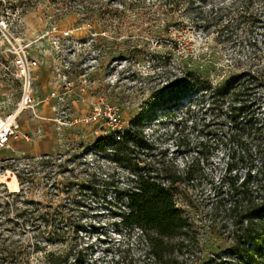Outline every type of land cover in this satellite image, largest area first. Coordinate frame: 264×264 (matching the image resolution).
Returning a JSON list of instances; mask_svg holds the SVG:
<instances>
[{"label":"rangeland","instance_id":"obj_1","mask_svg":"<svg viewBox=\"0 0 264 264\" xmlns=\"http://www.w3.org/2000/svg\"><path fill=\"white\" fill-rule=\"evenodd\" d=\"M242 1L207 0L195 13L186 3L164 15L159 0H0L11 43L29 47L42 76L34 78L40 118L19 119L41 134L0 151V264H45L53 252L72 264H125L143 249L139 230L122 221L130 187L192 160L197 188L182 200L194 205L182 207L199 241L192 264L213 255L238 264L231 225L203 207L204 177L223 176L225 151L203 162L196 135L178 123L190 104V120L198 101L209 106L192 76L226 84L264 55V0L244 11ZM10 47L0 32V115L20 98L6 71ZM52 92L64 102L48 99Z\"/></svg>","mask_w":264,"mask_h":264},{"label":"trees","instance_id":"obj_2","mask_svg":"<svg viewBox=\"0 0 264 264\" xmlns=\"http://www.w3.org/2000/svg\"><path fill=\"white\" fill-rule=\"evenodd\" d=\"M206 1L159 0L155 12L168 15L186 3L201 11L198 7ZM253 3L244 0L240 8L248 10ZM230 7L240 9L234 4ZM219 23L226 21L221 18ZM230 26L231 22L224 24L223 30ZM259 58L255 63V57H250L241 73L219 86L192 76L193 87H206L208 95L204 96L209 106L198 101V112L190 120V104L185 111L188 117L178 123V127H189L190 133L196 135V154L203 162H210L220 149L225 151L223 176L217 178L213 171L208 174L202 168L210 188L203 207L231 225L235 244L231 254L238 264H261L260 260H264V55ZM193 163L194 160L187 163L181 172L175 170L157 177L141 175L134 181L125 195L127 207L122 221L126 227L139 230L143 249L125 264H192L197 258L199 241L182 209L186 204L194 207L191 201H182L197 188ZM45 264L72 263L69 255L53 252L46 256ZM204 264L229 263L213 255Z\"/></svg>","mask_w":264,"mask_h":264},{"label":"built area","instance_id":"obj_3","mask_svg":"<svg viewBox=\"0 0 264 264\" xmlns=\"http://www.w3.org/2000/svg\"><path fill=\"white\" fill-rule=\"evenodd\" d=\"M0 32L3 39L11 45L9 49L11 60L6 71L20 87V98L15 108L7 114L0 115V151H2L11 149L16 143H30L41 134L40 128L30 133L22 129L19 123L20 117L25 113H30L34 118L39 119L37 109L41 102L34 87L35 70L39 62L33 57L27 45L11 43L7 21L0 20ZM65 85L66 89H69L72 83L66 81ZM48 99H56L57 104L64 102V97L56 92L50 93Z\"/></svg>","mask_w":264,"mask_h":264},{"label":"crops","instance_id":"obj_4","mask_svg":"<svg viewBox=\"0 0 264 264\" xmlns=\"http://www.w3.org/2000/svg\"><path fill=\"white\" fill-rule=\"evenodd\" d=\"M35 79L37 80H41L42 79V76L40 75V72L37 70V71H35ZM25 130V129H24ZM26 131V130H25Z\"/></svg>","mask_w":264,"mask_h":264}]
</instances>
